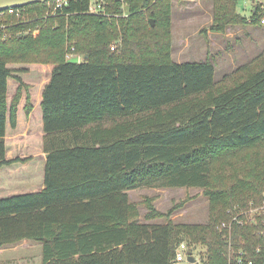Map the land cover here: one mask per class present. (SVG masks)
I'll return each instance as SVG.
<instances>
[{
	"label": "trees",
	"instance_id": "16d2710c",
	"mask_svg": "<svg viewBox=\"0 0 264 264\" xmlns=\"http://www.w3.org/2000/svg\"><path fill=\"white\" fill-rule=\"evenodd\" d=\"M240 1L215 0L213 30L262 24L260 8L248 17ZM121 4L98 15L90 0L55 13L49 1L31 3L6 16L7 37L0 27V168L27 161L8 158L6 144L24 89L26 115L33 109L15 74L27 69L9 65H54L41 103L44 188L0 198V248L41 242L42 264H175L185 241L205 245V264H229L230 244L264 264L259 224L218 228L263 198L264 51L218 82L212 59H172V0H127L128 15ZM141 187L203 189L208 222L140 221L128 191ZM149 207L148 219L172 212Z\"/></svg>",
	"mask_w": 264,
	"mask_h": 264
},
{
	"label": "rangeland",
	"instance_id": "374dc122",
	"mask_svg": "<svg viewBox=\"0 0 264 264\" xmlns=\"http://www.w3.org/2000/svg\"><path fill=\"white\" fill-rule=\"evenodd\" d=\"M126 4L127 0L121 4L123 15L129 14L126 10ZM254 5L256 3L253 0H241L238 9L247 16ZM172 15V59L174 60L173 56L177 59H184L186 62L212 59L216 64L215 79L218 82L223 81L240 66L250 62L264 51L263 15L261 25H229L221 31L212 29L215 17V0H172ZM116 42L119 44L120 40L118 39ZM76 59L78 58L76 57ZM29 75L32 76V74ZM31 79L32 77L27 80ZM38 85L36 84V88H34L37 90V94ZM14 90L15 88L13 89V85H11L8 93L10 104L15 93ZM21 110L20 116L22 115L26 119V114L24 115L23 109ZM39 113L40 110L36 107L34 120ZM16 127L13 128L8 123V132L6 131V133H8L9 138L6 141L9 142V145L7 144V151L17 146L18 152L14 153L16 157L22 155L27 161L37 159L38 147L30 148V145L34 147L42 139L36 124L32 128L33 132H38V135L32 137V142L14 143L17 133L22 135L20 133L27 131L26 124L15 130ZM128 193L130 200L137 204L140 213L139 218L142 221L155 223H164L169 220L174 223L208 222L209 200L203 194V189L196 187H141L129 190ZM149 203L154 206L157 212L166 214L170 209L172 212L169 217L156 216L148 219L146 214L151 211ZM5 248L7 250L3 255L4 260L2 262H9L5 264H42L41 242L26 240L7 245ZM189 251H192V255L196 259L195 262L188 260ZM189 251H183L184 260L176 261L175 264H205L203 259L206 252L205 245H192Z\"/></svg>",
	"mask_w": 264,
	"mask_h": 264
},
{
	"label": "crops",
	"instance_id": "0c3cea01",
	"mask_svg": "<svg viewBox=\"0 0 264 264\" xmlns=\"http://www.w3.org/2000/svg\"><path fill=\"white\" fill-rule=\"evenodd\" d=\"M254 8H255V5L252 6L251 10ZM251 10L247 16H250ZM172 19H173V15H172ZM76 57L78 59H76ZM69 58L70 60H73V61L82 60V56L80 55H74V56L71 55ZM173 58H174V61L179 62V63H182L184 61V59H177L174 56ZM206 60L207 59H202L196 62H202ZM9 66L13 68H26L27 69L28 72L27 71L22 72V73L17 72L15 74L19 75L23 79V81L29 85L28 91L31 94L32 105H33V109L30 115L29 116L25 115L26 112H25L24 107L27 101V91L24 89L23 96L18 105V113H17L18 114V125L15 130H17L19 127L21 128L22 125L26 124L27 131L26 132L23 131V133H20L22 135H18L17 133V135H15L14 143L32 142V137L38 135V132H33L32 126H34L35 124L37 126V130L40 132V137L42 139L40 142L41 144L38 143L34 147L30 145V148H36V146L38 147V158L37 159L35 160L29 159V161H26L24 163L16 162L11 165L2 166L0 168V198L10 197V196L18 195V194H23V193L39 192L44 188L47 154L46 152H44V148H43L44 125H43V111H42L41 103L43 100L42 94H43L44 87L50 81L52 71L54 68L53 64H42V63H16V64H10ZM215 67H216V64H215ZM29 74H32V76H30ZM28 75L32 77L31 79L32 81L27 80L28 78L30 79ZM15 81L16 80L14 78L9 79L8 93H9L11 85H13V89L15 88L14 92L16 93L18 82L16 81L17 82L16 84ZM36 84H39L38 94L36 93L37 90L34 89L36 88L35 87ZM30 88H31V91H30ZM36 107L39 108L40 113L37 114V118L34 120L33 118H35V108ZM21 109H23L26 119H24L22 115L20 116V113L22 111ZM7 127H8V124H7ZM6 131L8 132V128L6 129ZM8 138H9L8 133H6V140ZM6 144L9 145V142L6 141ZM14 147H12L11 149H8L7 151L8 158H16V155H14V153L16 154L18 151H17V146H14ZM20 158H25V157L21 155ZM142 222L155 223V222H150V221H142ZM6 250L7 249L5 247L0 248V263L2 264L9 263V262H2L4 260L3 255L5 254Z\"/></svg>",
	"mask_w": 264,
	"mask_h": 264
},
{
	"label": "built area",
	"instance_id": "2783aa9c",
	"mask_svg": "<svg viewBox=\"0 0 264 264\" xmlns=\"http://www.w3.org/2000/svg\"><path fill=\"white\" fill-rule=\"evenodd\" d=\"M112 0H90L89 12L93 14H101V15H108L106 12V7ZM113 1H120L123 3L124 0H113ZM256 5L260 8V13L264 16V0H253ZM50 6L55 13L58 9L62 8L66 4L69 3V0H49ZM252 13V10H251ZM7 15L15 16L20 18L23 16V9L21 7H9L4 10H0V27H2L4 32V37H7L9 34L8 28L12 26V24L5 23L4 20ZM110 15V14H109ZM115 44L112 45V49H115ZM72 51L75 50V47L71 48ZM73 55L70 54L69 57ZM239 224H259L261 226L259 230V234L264 235V193L262 200L257 203L256 201L252 200L248 206L244 209L235 210L231 212V216L229 220L222 221L218 228L221 230H225L228 235L231 234L232 228L235 225ZM261 246L258 247L260 250ZM189 249L191 250L190 246L187 242H181L176 248V261H183L184 254L183 251ZM230 253H229V264H255V260L250 258L246 255L243 250H239L238 252L232 250L230 244Z\"/></svg>",
	"mask_w": 264,
	"mask_h": 264
},
{
	"label": "water",
	"instance_id": "95a60500",
	"mask_svg": "<svg viewBox=\"0 0 264 264\" xmlns=\"http://www.w3.org/2000/svg\"><path fill=\"white\" fill-rule=\"evenodd\" d=\"M46 1L49 0H0V10L7 9L9 7H23L31 3L46 2ZM188 260L191 262L196 261V259L192 255V251H189Z\"/></svg>",
	"mask_w": 264,
	"mask_h": 264
}]
</instances>
